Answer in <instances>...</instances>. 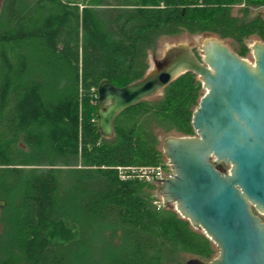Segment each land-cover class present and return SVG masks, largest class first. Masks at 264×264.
I'll list each match as a JSON object with an SVG mask.
<instances>
[{"label":"trees","instance_id":"trees-1","mask_svg":"<svg viewBox=\"0 0 264 264\" xmlns=\"http://www.w3.org/2000/svg\"><path fill=\"white\" fill-rule=\"evenodd\" d=\"M235 7H240L234 15ZM264 0H4L0 10V264H182L218 250L140 178L158 133L194 136L193 73L97 127L98 85L141 80L164 37L264 42Z\"/></svg>","mask_w":264,"mask_h":264},{"label":"water","instance_id":"water-1","mask_svg":"<svg viewBox=\"0 0 264 264\" xmlns=\"http://www.w3.org/2000/svg\"><path fill=\"white\" fill-rule=\"evenodd\" d=\"M193 48H169L153 70L125 87L102 81L97 127L112 139L118 115L182 74L196 75L204 94L192 113L195 134L164 140L173 177L157 183L156 192L218 250L210 262L191 258L186 264H264V222L253 213L264 217V45L251 47L252 66L214 39L202 43L200 54ZM5 205L0 200V211Z\"/></svg>","mask_w":264,"mask_h":264},{"label":"rangeland","instance_id":"rangeland-1","mask_svg":"<svg viewBox=\"0 0 264 264\" xmlns=\"http://www.w3.org/2000/svg\"><path fill=\"white\" fill-rule=\"evenodd\" d=\"M3 3H4V0H0V10L2 8ZM239 8L240 7L234 8V10H233L234 15L237 14ZM257 16H260L264 19V9L263 8H256V9L250 10V14H249L250 19L255 18ZM209 39H214V40H217L221 43H224L226 46H228L230 48V50L232 52L237 54L238 46L230 39H220L217 36L209 35V34L190 36V35L184 33V34H181L177 37H164V38H161L157 42L155 47H153L151 49V51L149 52V57H148L149 71L153 70L155 68V64L160 62L163 59L166 51L169 48L177 47V46L183 45V44H189L194 48H197V47L199 48L204 41L209 40ZM255 43H261L264 45L263 41L259 40L257 37H254V36L245 40V45L249 49V53L247 54V56L245 58H242V59L245 60L251 66L254 65V58H253V55L251 52V47ZM202 93L204 94L203 89H202ZM173 136H178V135H176L174 133H169V134L158 133V140H159V144H160L159 148L162 150V145H163L164 140L168 137H173ZM228 170H229V166L221 165V171L222 172H226ZM151 193H153L155 196L158 195L156 190L151 191ZM171 206L173 207V209L175 208L173 205H171ZM254 213L257 216H259L264 222L263 216L258 215L255 211H254ZM189 259H191V258H186V260L183 261L182 264H186V262Z\"/></svg>","mask_w":264,"mask_h":264},{"label":"built area","instance_id":"built-area-1","mask_svg":"<svg viewBox=\"0 0 264 264\" xmlns=\"http://www.w3.org/2000/svg\"><path fill=\"white\" fill-rule=\"evenodd\" d=\"M171 177H173V170L166 159L160 166L143 169L140 175V178H142L145 182L154 185ZM156 198L157 201L155 202V204L158 207L164 206L161 196L157 195Z\"/></svg>","mask_w":264,"mask_h":264},{"label":"flooded vegetation","instance_id":"flooded-vegetation-1","mask_svg":"<svg viewBox=\"0 0 264 264\" xmlns=\"http://www.w3.org/2000/svg\"><path fill=\"white\" fill-rule=\"evenodd\" d=\"M193 51L195 52V54H200V50H199L198 47L197 48H193ZM253 213H254V210H253Z\"/></svg>","mask_w":264,"mask_h":264}]
</instances>
